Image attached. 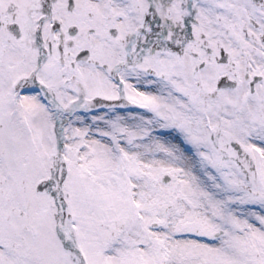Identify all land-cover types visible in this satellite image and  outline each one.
I'll return each mask as SVG.
<instances>
[{
	"label": "snow or ice",
	"instance_id": "obj_1",
	"mask_svg": "<svg viewBox=\"0 0 264 264\" xmlns=\"http://www.w3.org/2000/svg\"><path fill=\"white\" fill-rule=\"evenodd\" d=\"M0 264H264V0H0Z\"/></svg>",
	"mask_w": 264,
	"mask_h": 264
}]
</instances>
